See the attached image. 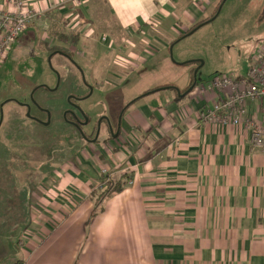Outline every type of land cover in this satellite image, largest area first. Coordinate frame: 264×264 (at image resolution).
<instances>
[{"label":"crops","instance_id":"crops-1","mask_svg":"<svg viewBox=\"0 0 264 264\" xmlns=\"http://www.w3.org/2000/svg\"><path fill=\"white\" fill-rule=\"evenodd\" d=\"M221 2L0 0L6 12L18 3L42 11L32 27H48L52 48L83 44L95 53V34H110L105 47L117 57L102 52L100 69L123 81L131 70V85L144 87L124 105L119 134L103 136L89 153L79 150L69 176L61 174L67 164L55 165L40 181L54 190L38 196L45 205L24 231L14 264H264V152H250V132L200 121L217 94L196 76L180 74L189 83L178 92L145 95L151 73L185 63L170 61L174 42ZM249 112L257 115V106ZM133 165L135 172L126 171ZM124 181L122 191L97 201L108 185Z\"/></svg>","mask_w":264,"mask_h":264},{"label":"rangeland","instance_id":"rangeland-1","mask_svg":"<svg viewBox=\"0 0 264 264\" xmlns=\"http://www.w3.org/2000/svg\"><path fill=\"white\" fill-rule=\"evenodd\" d=\"M211 20L193 34L177 39L174 48L168 51L172 63L181 60L188 64L176 65L177 70L168 74L162 70L151 73V77H147L151 83L145 90L168 84L178 92V87L189 83L184 77L180 80V74L196 76L198 83H208L222 75L248 74L252 60L264 49V0H225ZM33 26L35 28L31 24L20 36L7 59L0 62V107L6 102L0 133V264H14L20 259L19 245L25 242L23 233L35 225L39 205H45L39 197L45 187L54 190L40 181L55 165L67 164L64 168L67 170L61 174L69 176L70 165L77 166L79 162V150L89 153L90 145L78 132L66 127L69 126L66 123L58 124L65 121L57 117L67 107L68 97L81 98L80 109L90 118V129L94 124L105 123L108 118L114 122L124 105L142 94L144 88L141 84L131 85L132 78H128L131 70L127 71L124 81L114 79L115 82L100 69L99 62L104 60L102 52H108L105 45L112 39L110 34L103 31L95 34L97 49L92 53L83 44L76 50L51 48L49 43L56 38H52L50 31L47 32L48 39L43 34L48 27ZM58 51L63 52L64 57L58 55ZM108 57L113 60L117 54L108 52ZM165 57L163 52L156 59ZM43 86L52 92L40 88L31 98L33 88ZM162 92L175 93L170 89ZM42 96L48 97L49 101L47 104L39 102L53 109L48 126L29 121L24 107L9 102L34 104V99L40 100ZM106 136L104 139L109 138Z\"/></svg>","mask_w":264,"mask_h":264},{"label":"built area","instance_id":"built-area-1","mask_svg":"<svg viewBox=\"0 0 264 264\" xmlns=\"http://www.w3.org/2000/svg\"><path fill=\"white\" fill-rule=\"evenodd\" d=\"M17 6L16 11L0 9V62L7 59L20 36L42 15L36 8L23 7L22 3ZM207 88L217 94V100L199 111L200 121L244 127L250 132V152H264V123L257 117L260 113L264 116V49L252 60L246 76H218L207 83ZM251 104L257 106L255 116L250 115ZM136 168L133 165L126 171L135 172Z\"/></svg>","mask_w":264,"mask_h":264},{"label":"flooded vegetation","instance_id":"flooded-vegetation-1","mask_svg":"<svg viewBox=\"0 0 264 264\" xmlns=\"http://www.w3.org/2000/svg\"><path fill=\"white\" fill-rule=\"evenodd\" d=\"M46 39V38H44ZM52 48V47H51ZM54 48V47H53ZM58 55H61L64 57V53L58 51ZM40 88L46 89L47 92H52V89L47 88V87H37L33 88L32 93H31V98L35 97V94L37 91H39ZM70 97V96H69ZM68 97L67 101V107L62 110L61 114L57 117L58 119L64 118V122L61 121L58 123L59 125H64L65 123L69 126L66 127H71L73 128L76 132H78L79 136H81L88 145H95L97 143H100L103 141V137L101 139V136L108 135L111 138H113L115 135L119 134L120 127H121V120H122V114L125 112V108L123 107L119 113H117V116L112 122L110 118H104L107 119L105 123H97L94 124L90 129H88L89 124H90V118L81 111L80 109V97H77L76 95L73 97ZM35 103L30 104V103H21L19 101H14L10 100L9 102H14L15 104L24 107L27 113V117L29 121L34 122L36 125H41V126H48L51 125V118H52V107H45L39 102L42 101L44 104H47L48 102V97H40V100L34 99ZM5 103H3L0 107V133L2 130V127L4 125V120L5 117L3 116V120H1V110H4ZM33 105H35V112L36 114L33 113ZM54 109L58 108L57 106H53ZM4 112V111H3ZM29 114V116H28ZM43 115V116H40ZM88 117V118H87ZM86 119H88V122L86 123ZM63 120V119H62ZM110 124V125H109ZM104 125V126H103ZM97 137V139H96ZM82 139V140H83ZM96 139V140H95ZM95 140V141H94Z\"/></svg>","mask_w":264,"mask_h":264},{"label":"trees","instance_id":"trees-1","mask_svg":"<svg viewBox=\"0 0 264 264\" xmlns=\"http://www.w3.org/2000/svg\"><path fill=\"white\" fill-rule=\"evenodd\" d=\"M224 1H225V0H222V2H224ZM220 5H221V4H220ZM220 5H219V6H220ZM219 6L217 7V10H216V12L213 14V16H211L210 18H207V19H205V20L199 21L197 24H195L194 26H192V27L190 28V30L185 34V36L190 35L192 32H196L199 28H201L202 26H204V25H206L207 23H209L208 21H209L210 19H213V18L215 17V15H216V13H217V11H218V9H219ZM187 64H188V63H184V64H181V65H187ZM167 88H173V86H172V85H166V86H163V87L158 88V89H155V90H150V91H148L145 95L151 94V93L156 92V91H158V90H160V89L162 90V89H167ZM190 88H191V87L186 88L184 91H182V93H185V92L189 91ZM145 95H144V96H145ZM137 100H138V99H136V101H137ZM134 102H135V101H134ZM131 104H133V103H131ZM123 178H124V176L120 177L121 180H123ZM106 179H107V178H106ZM128 182H129V181H128ZM125 183H126V181H124L122 184L119 183V186H118V187H117L115 184H114V185H112V184L108 185L107 188H106L104 191H102V192L98 195V197H97V201H99V203H100L101 201H103L104 199H106L107 197H109L110 195L122 191L123 188L125 187V186H124ZM98 206H99V205H97V207H98Z\"/></svg>","mask_w":264,"mask_h":264},{"label":"water","instance_id":"water-1","mask_svg":"<svg viewBox=\"0 0 264 264\" xmlns=\"http://www.w3.org/2000/svg\"><path fill=\"white\" fill-rule=\"evenodd\" d=\"M214 18H215V17H214ZM214 18H213L212 20H214ZM212 20H211V21H212ZM211 21H210V22H211ZM193 33H194V32H192L191 34H193ZM192 88H193V87H191L190 90H191ZM190 90H189V91H190ZM1 113H2L1 120H3V116H4V115H3V114H4L3 109L1 110ZM28 116H29V114H28ZM87 122H88V119H86V123H87ZM0 125H1V123H0ZM109 125H110V124H109ZM96 139H97V137H96ZM96 139H95V140H96ZM95 140H94V141H95Z\"/></svg>","mask_w":264,"mask_h":264}]
</instances>
